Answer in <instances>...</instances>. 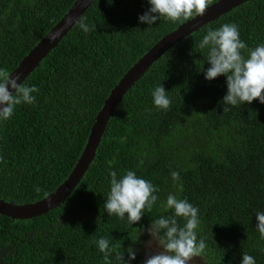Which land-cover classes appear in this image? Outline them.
I'll return each instance as SVG.
<instances>
[{
	"label": "trees",
	"instance_id": "1",
	"mask_svg": "<svg viewBox=\"0 0 264 264\" xmlns=\"http://www.w3.org/2000/svg\"><path fill=\"white\" fill-rule=\"evenodd\" d=\"M74 2L0 0V68L11 73ZM148 7L147 0H94L82 17L96 30L85 33L75 24L23 81L39 92L34 104L19 105L0 121V199L32 204L66 180L112 88L185 22L139 23ZM225 23L238 26L249 48L264 43V0L247 1L204 25L141 76L114 109L92 162L64 203L27 220L0 214V264H103L92 243L102 236L114 246L116 264L117 251L136 245L151 221L171 215L161 207L169 193L199 209L203 263L241 264L247 253L264 264V240L255 228V212L264 211V104L224 105L226 78H204L202 69L210 65L207 50L198 47L209 29ZM159 84L168 91V110L152 103ZM129 170L159 188L152 211L145 209L133 225L103 208L109 171L121 176ZM130 264L142 260L136 256Z\"/></svg>",
	"mask_w": 264,
	"mask_h": 264
},
{
	"label": "clouds",
	"instance_id": "2",
	"mask_svg": "<svg viewBox=\"0 0 264 264\" xmlns=\"http://www.w3.org/2000/svg\"><path fill=\"white\" fill-rule=\"evenodd\" d=\"M210 2L211 0H147L149 7L138 16V22L149 26L162 19L173 23L183 22L193 16H203ZM75 23L85 33L96 30V26L86 24L83 17L78 18ZM198 47L207 50L206 62L210 65L207 69H202L204 78L208 81L221 75L226 78L227 92L222 99L224 105L241 106L244 103L251 104L254 100L264 104V43L249 48L240 39L238 26L225 23L217 29H209ZM242 50H246V56L242 54ZM19 80V74L12 76L6 69L0 68V121L10 119L17 106L32 105L36 101L33 94L38 93L39 88L18 83ZM167 92L161 84L151 91L152 103L158 110L169 109L171 100ZM227 110V107H223V112ZM2 160L3 157H0V161ZM108 175L109 191L103 204L108 216L115 215L133 225L141 220L145 209L152 211L158 200L155 195L159 191L158 187L131 170L121 176L116 171H109ZM171 178L179 181L180 174L172 171ZM35 190L42 191L39 186ZM178 190L182 191V185L178 186ZM161 207L166 212L171 210V215H162L151 221L146 229L151 239L145 243L142 264H191L207 247L203 238H197L196 230L201 223L199 209L187 199H178L172 193L167 195L166 203ZM181 219L183 224L179 222ZM255 219V228L264 240V211L255 212ZM92 243L103 254V264H113L114 246H110L109 238L102 236L93 239ZM119 247L122 249L121 245ZM125 252L127 259H124ZM136 256L137 250L128 247L115 253V261L116 264H130ZM241 256V264H256L253 256L247 253H242Z\"/></svg>",
	"mask_w": 264,
	"mask_h": 264
},
{
	"label": "water",
	"instance_id": "3",
	"mask_svg": "<svg viewBox=\"0 0 264 264\" xmlns=\"http://www.w3.org/2000/svg\"><path fill=\"white\" fill-rule=\"evenodd\" d=\"M93 1L94 0H75L64 16L28 52V54L22 58L10 75L15 76L19 74L20 80L18 83H22L33 70L38 67L40 62L50 51L67 35L76 24L75 21L83 16L92 5ZM247 1L250 0H219L208 6L203 16H194L190 18L156 42L126 71L110 91L101 110L95 118L82 154L66 180L47 197L32 204L16 205L0 199V214L12 219L27 220L44 215L64 203L92 162L96 149L103 137L108 120L127 91L174 45L193 32L198 31L204 25L215 21L220 16L230 12Z\"/></svg>",
	"mask_w": 264,
	"mask_h": 264
},
{
	"label": "rangeland",
	"instance_id": "4",
	"mask_svg": "<svg viewBox=\"0 0 264 264\" xmlns=\"http://www.w3.org/2000/svg\"><path fill=\"white\" fill-rule=\"evenodd\" d=\"M151 239V237L148 235V233H146L142 239H140L138 241V243L136 245H134L132 248L137 250V257L140 258L142 261L144 259V253H145V243ZM205 264L202 262V260L199 257H196L193 259V261L191 262V264Z\"/></svg>",
	"mask_w": 264,
	"mask_h": 264
}]
</instances>
